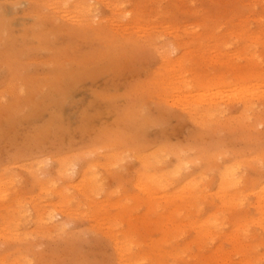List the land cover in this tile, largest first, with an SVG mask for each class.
<instances>
[{"label":"rangeland","instance_id":"374dc122","mask_svg":"<svg viewBox=\"0 0 264 264\" xmlns=\"http://www.w3.org/2000/svg\"><path fill=\"white\" fill-rule=\"evenodd\" d=\"M87 1L0 0V264H264V0Z\"/></svg>","mask_w":264,"mask_h":264},{"label":"bare ground","instance_id":"6f19581e","mask_svg":"<svg viewBox=\"0 0 264 264\" xmlns=\"http://www.w3.org/2000/svg\"><path fill=\"white\" fill-rule=\"evenodd\" d=\"M121 2H118V3H115V5H114V7L116 8V7H118L119 6V4H120ZM72 5L73 6H75L76 7V9H80L82 12H83V14L85 13V14H88L89 12H90V10H91V6H90V4L88 3V1L87 0H73V3H72ZM119 8V7H118ZM117 9V8H116ZM77 10V11H78ZM173 52L175 51V49L174 50H172ZM162 57H163V60L165 61V63H166V56L165 55H162ZM257 89V90H256ZM252 91H255V92H252ZM252 91H251V93L253 94V93H255V95L258 93V91H259V89L258 88H252ZM257 91V92H256ZM252 94H249V95H252ZM255 95H252V96H255ZM248 101H250V100H248ZM247 102V99H245L244 100V102L243 103H246ZM72 172H73V170H72ZM233 173H235V172H233ZM263 208H264V206H263ZM263 215H264V213H263ZM50 218H54V216H51ZM122 247H124V245H122L121 247H119V248H121V250H122ZM120 250V251H121ZM126 260H128V261H131V258L130 259H126ZM135 260V259H134ZM136 261V260H135Z\"/></svg>","mask_w":264,"mask_h":264}]
</instances>
